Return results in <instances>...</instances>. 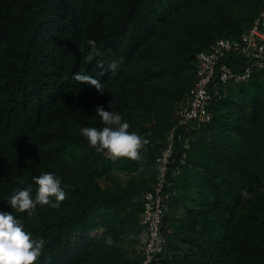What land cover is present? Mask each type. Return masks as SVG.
<instances>
[{"label": "trees", "instance_id": "trees-1", "mask_svg": "<svg viewBox=\"0 0 264 264\" xmlns=\"http://www.w3.org/2000/svg\"><path fill=\"white\" fill-rule=\"evenodd\" d=\"M263 8L264 0H0V211L45 241L35 264L139 263L141 195L155 184L162 146L142 164L118 158L129 176L120 182L111 158L80 129L105 126L97 106L127 122L133 116L127 93L155 96L159 78L175 79L182 98L195 78V54L217 38H237ZM89 39L102 55L85 62ZM113 60L115 74L108 68ZM227 60L236 71L250 62L238 54ZM77 72L100 80L103 95L74 80ZM210 110L212 121L200 130L176 131L171 167L179 164L185 136L194 141L167 188L175 193L157 264H264L261 72ZM43 172L61 179L67 199L55 209L37 205L31 217L12 209L7 198L29 186L35 198L32 177ZM103 176L109 184L101 186ZM108 236L113 246L105 244Z\"/></svg>", "mask_w": 264, "mask_h": 264}, {"label": "built area", "instance_id": "built-area-1", "mask_svg": "<svg viewBox=\"0 0 264 264\" xmlns=\"http://www.w3.org/2000/svg\"><path fill=\"white\" fill-rule=\"evenodd\" d=\"M232 54L248 58L249 64L240 71L234 70L227 60ZM194 70L195 78L176 104L162 147L154 157L157 166L155 184L141 195L140 230L134 247L138 264H157L159 255L165 252L166 240L161 230L163 217L169 209L170 195L175 193V188L172 191L167 188L175 186L174 178L181 175V166L186 165L194 141V137L185 136L179 164L171 167L176 153V131L200 130L212 121L210 105L214 101L226 97L229 89L248 83L254 72H261L264 77V8L237 38H217L207 49L198 51L194 57Z\"/></svg>", "mask_w": 264, "mask_h": 264}, {"label": "clouds", "instance_id": "clouds-1", "mask_svg": "<svg viewBox=\"0 0 264 264\" xmlns=\"http://www.w3.org/2000/svg\"><path fill=\"white\" fill-rule=\"evenodd\" d=\"M87 44L91 46V50L83 57L85 62H91L95 57L102 55L94 40L89 39ZM98 65L102 67L99 62ZM108 68L115 74L118 68L117 61H111ZM73 79L88 83L101 95L104 93L103 84L91 75L77 72L73 75ZM111 105L110 101L109 108ZM95 111L105 126L102 128L86 126L80 129L89 145L98 152L107 151L114 161L118 158H127L142 164L143 157L140 153L141 150L147 151L146 146L150 144V140L135 131H129V123L122 122L119 113L105 110L102 106H97ZM32 180L37 185L35 198L31 186L13 191L7 198V203L16 212H26L31 217L36 214L37 205H48L55 209L67 199V193L61 187V179L54 173L43 172L39 176H33ZM19 183L23 184L24 180L21 178ZM104 242L108 246L114 245L111 236L106 237ZM44 243L43 238L33 239L32 234L25 231L22 220L12 212L0 211V264H35L41 255Z\"/></svg>", "mask_w": 264, "mask_h": 264}, {"label": "rangeland", "instance_id": "rangeland-1", "mask_svg": "<svg viewBox=\"0 0 264 264\" xmlns=\"http://www.w3.org/2000/svg\"><path fill=\"white\" fill-rule=\"evenodd\" d=\"M168 46L170 45L168 44ZM178 87L179 84H175V79L166 77L154 81L153 93H155V96L141 93L132 94L130 91L127 93L128 110L133 114L132 118L127 120L130 125L129 131H135L150 140V144L146 146L147 151L141 150L142 157L155 153L160 148L164 133L169 127V125H165V121H172L175 106L181 99V97H178ZM103 154L110 157L107 151H103ZM117 161V159L112 160L114 169L111 174L113 178L123 182L129 176L126 169L117 167L120 166V162ZM100 181H107V178L103 176L98 179V182ZM107 184H109V180ZM137 240L134 244L137 243Z\"/></svg>", "mask_w": 264, "mask_h": 264}, {"label": "crops", "instance_id": "crops-1", "mask_svg": "<svg viewBox=\"0 0 264 264\" xmlns=\"http://www.w3.org/2000/svg\"><path fill=\"white\" fill-rule=\"evenodd\" d=\"M106 182H107V181H100L99 184H100V185H101V184L103 185V184H105ZM102 185H101V186H102Z\"/></svg>", "mask_w": 264, "mask_h": 264}]
</instances>
